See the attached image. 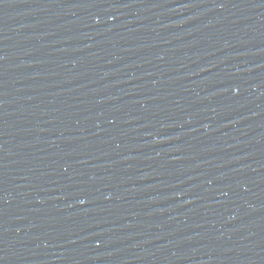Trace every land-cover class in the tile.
I'll return each mask as SVG.
<instances>
[{
  "label": "water",
  "instance_id": "obj_1",
  "mask_svg": "<svg viewBox=\"0 0 264 264\" xmlns=\"http://www.w3.org/2000/svg\"><path fill=\"white\" fill-rule=\"evenodd\" d=\"M0 264H264V0H0Z\"/></svg>",
  "mask_w": 264,
  "mask_h": 264
}]
</instances>
